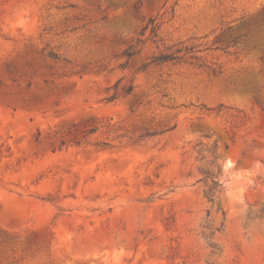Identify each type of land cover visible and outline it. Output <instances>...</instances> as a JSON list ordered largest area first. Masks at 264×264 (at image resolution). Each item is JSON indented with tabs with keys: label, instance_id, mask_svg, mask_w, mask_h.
<instances>
[{
	"label": "rangeland",
	"instance_id": "rangeland-1",
	"mask_svg": "<svg viewBox=\"0 0 264 264\" xmlns=\"http://www.w3.org/2000/svg\"><path fill=\"white\" fill-rule=\"evenodd\" d=\"M262 21L264 0H0V264H264Z\"/></svg>",
	"mask_w": 264,
	"mask_h": 264
},
{
	"label": "trees",
	"instance_id": "trees-1",
	"mask_svg": "<svg viewBox=\"0 0 264 264\" xmlns=\"http://www.w3.org/2000/svg\"><path fill=\"white\" fill-rule=\"evenodd\" d=\"M262 23L264 24V21H262ZM148 27L150 28V34L152 35V37H156V31H157V26L154 24L153 20H150L147 24V26L143 29L146 30ZM243 37V36H242ZM181 52L180 50L170 53V52H162V53H157L156 55H154L151 58L150 64H155V65H160V64H165L167 62H173V61H177L179 58L175 55L177 53ZM134 53L132 51H126L124 53V56L129 59ZM52 59H57V57L55 55H50L49 56ZM145 68V66H144ZM132 87H128L126 90H124V94L128 95L132 92ZM115 99L114 96L110 97L109 100H113Z\"/></svg>",
	"mask_w": 264,
	"mask_h": 264
}]
</instances>
